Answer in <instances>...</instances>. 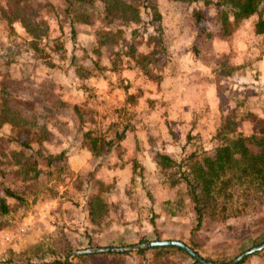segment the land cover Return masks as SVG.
<instances>
[{
    "label": "rangeland",
    "instance_id": "374dc122",
    "mask_svg": "<svg viewBox=\"0 0 264 264\" xmlns=\"http://www.w3.org/2000/svg\"><path fill=\"white\" fill-rule=\"evenodd\" d=\"M8 3L0 0V91L4 84L9 85L22 100L24 113L52 131L53 137L44 146L46 154L66 152L67 156L53 164L50 174L18 182L27 203L20 206L10 200L13 211L0 217V263L33 257L35 245L42 247L44 257L49 258V250L63 256L67 251L89 248V242L91 248L128 247L143 244L145 239L181 241L208 261L227 263L264 243V206L243 220L257 219L252 233L249 224L240 223V235L252 234L247 241L222 232V224H207L196 230L193 204L186 189L181 183L172 185L173 179L179 178L171 177L176 170H163L154 158L156 152H161L182 162L194 153L212 154L222 143L218 129L224 115L235 114L237 130L245 134L255 131L256 120H264V108L262 114L249 112L246 116L242 111L244 89L234 75L248 64V58L256 63L260 57L259 51L239 48L236 34L248 37L243 41L253 48H264V38L249 37L256 17L230 26L228 35L202 41L192 20L194 10L202 5L154 0L162 15L155 26H161L168 53L152 65L159 75L152 81L131 58L129 47L111 46L103 48L101 54L95 52L100 22L78 24L73 36L64 13L65 0H34L42 8L39 21H45L48 33L41 38V51L34 52L24 30L19 25L11 29L3 18ZM206 11L210 16L218 13L214 6ZM149 17L143 12L145 21ZM122 27L128 39L134 26L108 28ZM151 35H155L154 28L142 33L136 41L137 53L153 50L154 44H147ZM183 50L189 57H181ZM196 59L213 70V76H208L207 92L217 90L220 108L216 114L204 107L194 112L196 121L191 129L182 115L177 118L176 101L178 86L192 89L199 78L198 73L185 68L193 67ZM183 90L186 92L180 90L181 97ZM57 100L81 105L82 127L72 108H56ZM224 109H230L229 113L225 114ZM198 123L201 128L196 130ZM5 130L9 132V128ZM123 132L125 136L118 142L117 135ZM112 140L117 144L107 153V143ZM10 182L12 179L7 184ZM97 195L110 210L100 224H93L90 202ZM156 251L163 254L155 255ZM137 255L147 261L162 256L168 263H195L175 248L150 249ZM108 257L76 258L73 263L126 264L125 260H102ZM242 264H264V251Z\"/></svg>",
    "mask_w": 264,
    "mask_h": 264
},
{
    "label": "trees",
    "instance_id": "16d2710c",
    "mask_svg": "<svg viewBox=\"0 0 264 264\" xmlns=\"http://www.w3.org/2000/svg\"><path fill=\"white\" fill-rule=\"evenodd\" d=\"M188 5H202L196 8L192 15L193 29L198 36L207 41L215 36L228 35L230 26L238 25L256 17L251 27V33L264 35V0H175ZM214 6L216 16H210L206 9ZM42 8L34 0H9L7 9L2 11L3 18L8 26L14 29L19 25L30 38L29 45L34 52L41 51V38L46 36L45 21H39ZM143 12L150 17L143 19ZM65 15L68 17L75 36L78 24L93 25L100 22L99 47L95 51L101 54L103 48L111 46L129 47V55L139 69L149 80H158L152 65L158 63L167 55V49L161 38L160 24L162 15L154 5V0H65ZM134 26L130 37L125 38L124 28L109 29L111 26ZM154 28L155 35H151L147 44H154L148 54L137 53L136 41ZM157 34H160L158 36ZM22 100L4 84L0 91V217L13 211L10 200L23 206L27 203L21 194L19 183L38 180L43 174H50L54 163L62 161L67 155L62 152L58 155L46 154L45 143L53 137L47 125L41 124L33 116H27L21 109ZM81 105H72L64 100H57L56 108L59 110L73 109L80 121L84 124ZM237 116L233 113L222 116L218 129L222 143L217 145L212 154H191L187 159L178 162L166 153L156 152V163L163 170H176L171 177L172 185L183 184L193 204L196 217V230H202L207 224H222L224 230L233 238L247 241L252 236V228L256 225V218L243 221L251 213L255 214L264 206V120L255 121V131L251 134L238 132ZM9 128V132L5 129ZM125 132L117 135L120 142ZM117 144L109 141L108 152L111 146ZM43 164V166H42ZM10 184L7 181L11 180ZM109 204L100 196H95L90 202V219L93 224L100 221L109 213ZM259 213V212H258ZM240 223L249 224L250 234L240 235ZM253 226V227H252ZM149 242L147 239L142 243ZM89 248L92 243L89 242ZM33 257L24 260L10 258L0 264H68L67 251L63 256L54 250H49V258L42 253L43 248L35 245ZM178 249L173 247H155L151 249ZM150 250V249H147ZM147 250L136 251L144 254ZM47 252V251H46ZM199 253V252H198ZM44 254V255H43ZM130 253H125L127 255ZM187 254V253H186ZM116 253H102L83 255L77 260L101 256H121ZM245 261V260H244ZM242 261L240 264H242ZM74 264H77L74 262ZM194 264H199L195 262Z\"/></svg>",
    "mask_w": 264,
    "mask_h": 264
},
{
    "label": "crops",
    "instance_id": "0c3cea01",
    "mask_svg": "<svg viewBox=\"0 0 264 264\" xmlns=\"http://www.w3.org/2000/svg\"><path fill=\"white\" fill-rule=\"evenodd\" d=\"M249 37H255L258 38H264V35H250ZM243 39L249 40L248 37L241 36V34L235 35V42L239 46V48L244 50H254L259 51L260 57L256 58V63H253L252 59H247L248 64L242 66L238 70V73H234V75L238 76V80L240 82L241 88L244 89V94L241 96V109L244 111L245 115L252 114L253 112H257L258 114H262V109L264 108V48L260 46L259 48H253L251 43H246L243 41ZM188 51L183 50L181 53V57L187 58ZM180 55V54H175ZM199 57V56H198ZM186 69H189L190 73H198L197 76L199 78L195 83L192 85V89L189 88H181L178 86V96L176 101L177 106V118H179V115H182V119L185 120V125L191 124L190 128L192 129L194 126L192 125V122H195L193 116H195L194 112L199 113L201 108H210L211 112L216 114V112L219 111L220 108V101L219 96L217 93V90H211L210 92H207L208 87V80H210L213 76V70L206 65L203 61L196 59V62L193 61V67H185ZM230 79V77L228 78ZM233 80V79H232ZM185 89L186 92L182 91V97L180 95V90ZM249 89V90H247ZM250 93V95L248 94ZM209 93V94H208ZM212 95V96H211ZM207 99H210L209 103ZM198 103V104H196ZM253 107V109H252ZM229 108V107H228ZM230 109H224V113L228 114ZM250 112V113H249ZM246 115V116H247ZM176 118V119H177ZM246 120V119H245ZM248 120V119H247ZM244 123H247L244 122ZM198 130V128H201V124L198 123L195 126ZM200 130V129H199ZM48 213V212H47ZM49 214V213H48ZM46 214V215H48ZM86 249V248H84ZM163 250V249H159ZM163 254L159 253V251H156L155 255ZM101 260V259H100ZM104 262H112L114 260H122L126 262V264H167V260L164 259L162 256H159L157 258L148 259V261L142 256L137 255L136 252L127 254V255H121L118 257L110 256L108 258L102 259ZM167 262V263H166ZM173 264V263H168ZM181 264H184L182 262Z\"/></svg>",
    "mask_w": 264,
    "mask_h": 264
},
{
    "label": "water",
    "instance_id": "95a60500",
    "mask_svg": "<svg viewBox=\"0 0 264 264\" xmlns=\"http://www.w3.org/2000/svg\"><path fill=\"white\" fill-rule=\"evenodd\" d=\"M165 246H173L184 250L190 257H192L195 260V262L199 264H240L248 257L255 255L261 251H264V243H262L259 246H256L252 249H249L241 253L230 262L220 263V262L208 261L207 259L203 258L196 250L192 249L191 247H189L188 245H186L181 241H154V242H147V243L128 246V247L87 248V249L73 251L67 256V263L74 264L73 260L83 255L102 254V253L125 254L133 251L146 250L155 247H165Z\"/></svg>",
    "mask_w": 264,
    "mask_h": 264
}]
</instances>
